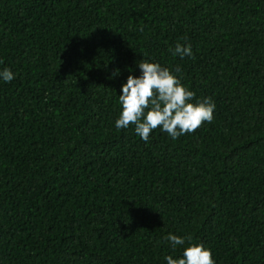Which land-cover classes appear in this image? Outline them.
<instances>
[{"label": "trees", "instance_id": "1", "mask_svg": "<svg viewBox=\"0 0 264 264\" xmlns=\"http://www.w3.org/2000/svg\"><path fill=\"white\" fill-rule=\"evenodd\" d=\"M141 59L213 120L117 129ZM4 68L0 264H167L189 243L264 264V0H0Z\"/></svg>", "mask_w": 264, "mask_h": 264}, {"label": "clouds", "instance_id": "2", "mask_svg": "<svg viewBox=\"0 0 264 264\" xmlns=\"http://www.w3.org/2000/svg\"><path fill=\"white\" fill-rule=\"evenodd\" d=\"M172 55L191 57V44L184 46L177 43ZM138 65L141 75L130 74L126 83L122 84L119 95L121 112L115 121L117 129L134 125L136 134L147 142L152 130L158 127L172 139H177L213 120L215 104L211 98L193 103L195 93L186 88L169 68L144 59ZM0 78L10 82L14 74L4 68L0 71ZM165 239L175 248L185 245L186 239L191 240V237L169 233ZM165 259L167 264H214L211 250L198 243L187 244L180 258L173 259L168 255Z\"/></svg>", "mask_w": 264, "mask_h": 264}]
</instances>
